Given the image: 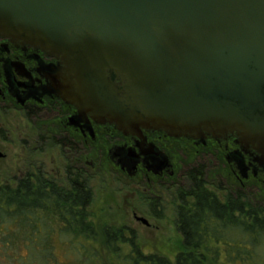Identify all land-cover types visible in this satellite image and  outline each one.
<instances>
[{
	"label": "water",
	"instance_id": "water-1",
	"mask_svg": "<svg viewBox=\"0 0 264 264\" xmlns=\"http://www.w3.org/2000/svg\"><path fill=\"white\" fill-rule=\"evenodd\" d=\"M0 35L60 59V95L99 122L236 134L264 162V0H0Z\"/></svg>",
	"mask_w": 264,
	"mask_h": 264
},
{
	"label": "flooded vegetation",
	"instance_id": "flooded-vegetation-1",
	"mask_svg": "<svg viewBox=\"0 0 264 264\" xmlns=\"http://www.w3.org/2000/svg\"><path fill=\"white\" fill-rule=\"evenodd\" d=\"M61 67L60 59L44 49L12 42L0 35V111H12L13 116L24 121L40 120L44 137L48 140L50 136L57 146L58 169L63 171V176H53L44 170L45 164L31 163L32 167L39 164V173L27 171L0 185H16L23 177L37 183L38 177H42V183L79 193L84 184L90 190L87 210L92 219L90 206L94 192L88 179L97 175L92 174L93 170L105 168L107 172H117L125 182L136 185L132 186L133 190L127 187L128 191L143 193L140 197L144 203L140 204L142 214L138 216L134 211L133 215L148 227L150 222L139 217L149 218L152 213L161 217L173 205L178 212L177 198L181 187H186L185 194L191 207L199 184L212 192L220 205L233 196L237 201L235 215L238 216L241 193L264 187L261 156L252 148H244L236 134L176 137L154 129H143L142 137L124 134L114 124L99 122L81 112L60 95L55 84L60 78ZM205 203L210 206V198H205ZM176 226L178 228V217ZM125 230L132 232L134 228Z\"/></svg>",
	"mask_w": 264,
	"mask_h": 264
},
{
	"label": "trees",
	"instance_id": "trees-1",
	"mask_svg": "<svg viewBox=\"0 0 264 264\" xmlns=\"http://www.w3.org/2000/svg\"><path fill=\"white\" fill-rule=\"evenodd\" d=\"M42 180L38 177L33 183L23 177L16 185H0V253H11L12 264H63L57 253V238L87 240L83 245L96 238V227L87 210L89 188L82 184L80 194L71 193ZM198 188L192 207L186 192L180 196L178 229L182 242L174 260L146 252L134 233L127 235L124 226L104 227L108 247L114 255H122L125 264H220L223 257L241 264H264V200L254 202L241 193L238 216L233 196L220 205L203 184ZM205 198H210V206ZM53 221L61 223L59 234L53 229ZM19 240L23 244L17 249ZM123 245H128L124 255Z\"/></svg>",
	"mask_w": 264,
	"mask_h": 264
},
{
	"label": "rangeland",
	"instance_id": "rangeland-1",
	"mask_svg": "<svg viewBox=\"0 0 264 264\" xmlns=\"http://www.w3.org/2000/svg\"><path fill=\"white\" fill-rule=\"evenodd\" d=\"M21 117L13 116L12 111H0V152L3 157L0 158V184L11 181L14 177L25 174L27 171L39 173L37 169L39 164H45L47 172L53 176L55 174L63 176L57 159L56 145L51 142L53 139L44 137L42 122L38 119L29 121L22 120ZM40 118V117H38ZM49 150H45L46 148ZM42 168V167H41ZM90 172L88 176H90ZM92 178L88 179L94 192V197L90 206L92 211V220L96 227V238L90 240L85 245L83 241L72 240L70 237L56 239L57 253L63 264H125L122 255L118 260L107 245L104 227L106 225L124 226L125 228H134L132 232L127 231V235L135 234L136 241L146 252H158L172 260L175 259L177 252L181 249L182 235L176 226V217L173 206L167 208L161 217L152 215L146 218L150 222V227L138 222L133 212L136 211L141 216V206L144 204L141 198L142 192H131L133 182H125L117 172H107L105 168H98L92 171ZM91 177V176H90ZM136 190V188H135ZM186 187H181L178 191L177 205L180 203V195L186 192ZM143 194V193H142ZM251 201L264 200V187L256 190L248 189L247 194ZM172 199L169 197V200ZM151 211V210H150ZM147 216V215H145ZM58 221V220H55ZM52 222L53 229L59 234L60 224ZM73 241V242H72ZM20 248L22 240L18 241ZM1 247V245H0ZM17 248V249H18ZM16 249V250H17ZM81 249V250H80ZM128 249V245L122 246L123 251ZM11 253H0V264H12ZM15 264V262H14ZM220 264H241L240 262H231L224 257Z\"/></svg>",
	"mask_w": 264,
	"mask_h": 264
}]
</instances>
